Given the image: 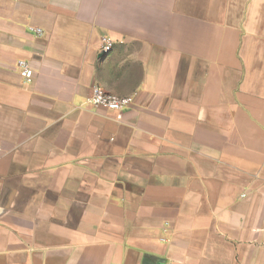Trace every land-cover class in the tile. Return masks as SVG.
Instances as JSON below:
<instances>
[{"label": "crops", "instance_id": "0c3cea01", "mask_svg": "<svg viewBox=\"0 0 264 264\" xmlns=\"http://www.w3.org/2000/svg\"><path fill=\"white\" fill-rule=\"evenodd\" d=\"M0 264H264V0H0Z\"/></svg>", "mask_w": 264, "mask_h": 264}, {"label": "built area", "instance_id": "2783aa9c", "mask_svg": "<svg viewBox=\"0 0 264 264\" xmlns=\"http://www.w3.org/2000/svg\"><path fill=\"white\" fill-rule=\"evenodd\" d=\"M34 32L38 36L43 34L40 29H36ZM113 47L114 43L110 38H102V55H108L113 50ZM17 66L20 69L21 76L24 78L25 82L30 83L32 81V70L29 64L25 61H19ZM88 104L96 108H104L108 112L116 114L118 120H122L126 109L133 104V98H119L108 93L103 87L97 85L93 88V95L88 100Z\"/></svg>", "mask_w": 264, "mask_h": 264}, {"label": "water", "instance_id": "95a60500", "mask_svg": "<svg viewBox=\"0 0 264 264\" xmlns=\"http://www.w3.org/2000/svg\"><path fill=\"white\" fill-rule=\"evenodd\" d=\"M103 56H106V55H103Z\"/></svg>", "mask_w": 264, "mask_h": 264}]
</instances>
